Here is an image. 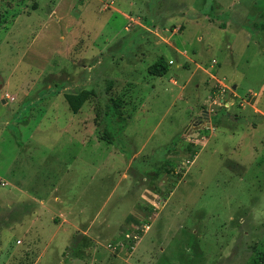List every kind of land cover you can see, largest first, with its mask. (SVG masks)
<instances>
[{
  "label": "rangeland",
  "instance_id": "374dc122",
  "mask_svg": "<svg viewBox=\"0 0 264 264\" xmlns=\"http://www.w3.org/2000/svg\"><path fill=\"white\" fill-rule=\"evenodd\" d=\"M0 264H264V0H0Z\"/></svg>",
  "mask_w": 264,
  "mask_h": 264
},
{
  "label": "trees",
  "instance_id": "16d2710c",
  "mask_svg": "<svg viewBox=\"0 0 264 264\" xmlns=\"http://www.w3.org/2000/svg\"><path fill=\"white\" fill-rule=\"evenodd\" d=\"M208 10V9H207ZM204 11L205 8H204ZM196 17L202 16L203 13H194ZM108 52L114 53L116 52V47H110L108 49ZM169 68V63L165 60L163 56H160L155 62L150 64L147 67V72L149 75L161 77L163 76ZM114 81L112 79H106L104 82V92L102 95H99L95 90L90 89H81L78 92L75 93H64L63 97L65 101L67 102V105L69 107V110L72 113H77L82 105L92 98L95 99V116L94 121L95 125L97 126V130L101 132L102 139L106 141L109 144H112L114 146H119L117 144V140H115V136H117L119 133H121V126L125 123L127 116H125L122 112V100L118 97H114L110 94V90ZM226 115V111L224 108L218 109L211 117L210 121L214 124L219 126L221 123V119ZM102 120L103 125L98 126V122ZM122 153H124L122 150H120ZM195 153L191 154L190 158L192 159V156H194ZM164 166L161 168L149 171L150 176L153 177V179L157 178L161 172L166 173L167 175L174 176L175 174V168L173 165L172 160H165ZM178 176V175H177ZM151 186L153 191H157L158 187L155 185V183H148L147 186Z\"/></svg>",
  "mask_w": 264,
  "mask_h": 264
},
{
  "label": "crops",
  "instance_id": "0c3cea01",
  "mask_svg": "<svg viewBox=\"0 0 264 264\" xmlns=\"http://www.w3.org/2000/svg\"><path fill=\"white\" fill-rule=\"evenodd\" d=\"M66 171H67V169H66ZM46 189V187H44V190ZM51 191V189H49V191H48V193L47 194H49V192ZM45 192H46V190H45ZM69 195V194H68ZM47 196H45V197H40V198H44L43 199V202H45L46 201V198ZM35 198V197H34ZM39 198V197H38ZM54 199H56L57 200V202H55V206L56 207H58V212H64V213H61V214H66V210H68L69 209V207L70 206H68V204H65V202H67L68 201V199H66V201H64V200H62V198L60 197V196H56V197H54ZM33 200H35V199H33ZM52 200V199H51ZM59 202V203H58ZM132 212V211H131Z\"/></svg>",
  "mask_w": 264,
  "mask_h": 264
},
{
  "label": "water",
  "instance_id": "95a60500",
  "mask_svg": "<svg viewBox=\"0 0 264 264\" xmlns=\"http://www.w3.org/2000/svg\"><path fill=\"white\" fill-rule=\"evenodd\" d=\"M233 88H235V85H233ZM1 102H4V99H1Z\"/></svg>",
  "mask_w": 264,
  "mask_h": 264
},
{
  "label": "built area",
  "instance_id": "2783aa9c",
  "mask_svg": "<svg viewBox=\"0 0 264 264\" xmlns=\"http://www.w3.org/2000/svg\"><path fill=\"white\" fill-rule=\"evenodd\" d=\"M135 237V236H134Z\"/></svg>",
  "mask_w": 264,
  "mask_h": 264
}]
</instances>
